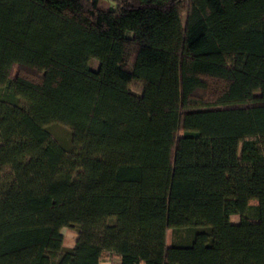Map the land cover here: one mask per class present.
<instances>
[{
    "label": "trees",
    "instance_id": "obj_1",
    "mask_svg": "<svg viewBox=\"0 0 264 264\" xmlns=\"http://www.w3.org/2000/svg\"><path fill=\"white\" fill-rule=\"evenodd\" d=\"M113 1L0 0V264H264V0Z\"/></svg>",
    "mask_w": 264,
    "mask_h": 264
},
{
    "label": "rangeland",
    "instance_id": "obj_2",
    "mask_svg": "<svg viewBox=\"0 0 264 264\" xmlns=\"http://www.w3.org/2000/svg\"><path fill=\"white\" fill-rule=\"evenodd\" d=\"M116 6L113 0H98V7L103 10L112 9ZM89 66L91 68H95L97 66V60L92 59L90 60ZM143 86V82L140 80H134L130 84V88L135 93H140ZM49 132L51 137L58 142L59 144L63 145L66 149L70 148V134L71 128L67 125L61 123H54L48 126ZM232 222L238 221V216L231 217ZM63 235V246L65 248H69V246H73L75 239L77 237L76 229L74 228H64L61 231Z\"/></svg>",
    "mask_w": 264,
    "mask_h": 264
},
{
    "label": "crops",
    "instance_id": "obj_3",
    "mask_svg": "<svg viewBox=\"0 0 264 264\" xmlns=\"http://www.w3.org/2000/svg\"><path fill=\"white\" fill-rule=\"evenodd\" d=\"M71 247L72 246H69V248H71ZM119 263H120L119 256H117V255H107V256L102 257L98 264H119Z\"/></svg>",
    "mask_w": 264,
    "mask_h": 264
}]
</instances>
